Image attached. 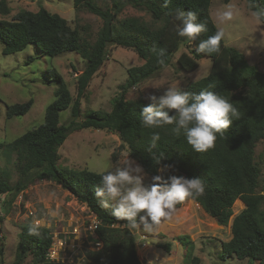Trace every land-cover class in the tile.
Masks as SVG:
<instances>
[{"label": "trees", "instance_id": "16d2710c", "mask_svg": "<svg viewBox=\"0 0 264 264\" xmlns=\"http://www.w3.org/2000/svg\"><path fill=\"white\" fill-rule=\"evenodd\" d=\"M246 2L251 11L264 8V0ZM126 3L146 10L159 25L154 26L139 16L119 19L118 15ZM73 4L76 10L87 9L103 19L102 28L93 42L85 40L79 28L71 26L66 18L45 7L36 11L21 9L11 19H0L3 54L15 53L34 44L42 54L54 57L64 52H77L86 62L84 70L76 76V99H73L64 77L55 68L49 70L48 74L54 78L57 87L53 101L46 107L44 121L11 141L0 143L8 154L15 155L18 171L17 180L11 183L9 173L0 168V235L5 218L2 210L7 212L16 197L32 184L51 180L85 204L99 220L90 237L94 244L100 242L101 245L87 251L89 262L143 264L137 251L135 229L130 230L126 222L116 220L110 210L100 207L94 195L95 187L101 182L99 172L59 166V148L71 132L84 128L105 129L119 135L121 147H126L130 157L151 177L162 175L167 178L173 174L188 178L199 176L204 182L205 194L193 200L218 224L228 225L234 203L237 199L243 201L244 208L232 219L230 239L221 241V257L264 264V179L261 186V168L256 159L257 144L264 139V71L248 63L244 54L224 39L219 53L194 52L200 40L207 39L218 30L210 13L212 0H171L167 7L164 0H113V9L101 8L96 0H73ZM177 10L195 12L197 22L205 23L207 27L193 44H189V51L179 54L180 67L190 71L198 67L203 55L212 59L206 76L180 90L190 93L214 91L228 98L240 112V118L228 127L225 136H218L214 147L205 152L193 151L182 135L177 137L170 132L171 126L155 130L145 128L140 112L148 103L143 97L133 101L125 98L131 88L170 65L181 44L188 43L176 34L173 16ZM10 12L8 0H0V14L8 15ZM110 45L132 48L144 62L127 69L128 78L120 86V93L114 98L110 111L91 109L80 119L81 97L104 64ZM160 49L165 50L163 65L159 63ZM33 103V98H30L7 105L6 117L10 119L27 114ZM67 108L71 109L72 118L62 123L60 112ZM153 131H158L161 139L155 148H150ZM161 152L165 159L157 164L153 154L158 156ZM166 165L171 167L160 172L159 169ZM30 223L26 221L21 226L15 264L24 263L28 257H31L30 264H58L49 255L54 242L51 227L43 225L40 235L36 236L27 231ZM183 238L188 239L182 236L181 240ZM165 247L171 250L170 244H165ZM199 260L195 256L190 264H197Z\"/></svg>", "mask_w": 264, "mask_h": 264}, {"label": "rangeland", "instance_id": "374dc122", "mask_svg": "<svg viewBox=\"0 0 264 264\" xmlns=\"http://www.w3.org/2000/svg\"><path fill=\"white\" fill-rule=\"evenodd\" d=\"M96 2L103 9H113V0ZM8 4L11 12L8 15L0 14V19H11L21 9L36 11L45 7L66 18L71 26L79 28L85 40L91 42L97 38L103 25L100 16L87 9L76 10L73 0H8ZM228 4L234 6V20L221 23L218 12ZM210 13L218 28L225 30V42L239 49L248 63L264 71V24L254 19L246 0H212ZM129 16H139L154 26L159 25L146 10L126 3L118 18ZM189 50V43H182L170 65L131 88L125 98L133 101L143 97L150 103L146 99L150 93L159 96L168 87L183 89L190 82L206 76L212 65V59L207 55L199 59L198 67L193 70L186 71L180 67L177 60L179 54ZM143 62L144 59L134 49L110 45L104 64L81 97L80 119L91 109L110 111L114 98L120 93V86L128 78L127 69ZM85 66V60L77 52H64L51 57L42 54L34 44L15 53L3 54L0 41V143L9 142L44 121L46 107L53 101L57 87L54 78L48 74L49 70L55 68L64 77L73 99H76V76ZM30 98H33L34 103L27 114L10 119L6 117L7 105L22 103ZM71 118L70 108L60 112L62 123H67ZM121 145L119 135L110 130L84 128L71 132L59 148V166L73 170L88 168L99 172L125 158V154L133 159L127 148ZM5 149V146L0 147V168L9 173L10 181L14 183L18 177L15 155L8 154ZM256 159L261 168L262 186L264 139L257 144ZM145 175L147 184L151 176L146 172ZM57 208L56 217L48 216L49 210ZM243 208V201L237 199L229 224L220 225L198 202L186 199L180 207H176L171 220L153 226L152 232H146L142 227L135 229L139 258L143 264H190L195 256L200 258L197 264H249L248 260L221 257V241L230 239L232 219ZM2 212L5 218L0 235V247L3 246L0 249V264H15L21 226L26 221L33 222L36 219L42 225L51 227L54 232V253L59 257L56 259L58 264H92L86 258L87 251L99 245L95 246L88 230L87 224L93 219L91 212L56 182L37 181L16 197L7 212L6 209ZM182 236L188 239L181 240ZM165 244H170L171 250H167ZM30 262L31 257H28L24 263L19 264Z\"/></svg>", "mask_w": 264, "mask_h": 264}, {"label": "clouds", "instance_id": "9594fccd", "mask_svg": "<svg viewBox=\"0 0 264 264\" xmlns=\"http://www.w3.org/2000/svg\"><path fill=\"white\" fill-rule=\"evenodd\" d=\"M170 2L164 0V6L167 7ZM251 15L258 23H264V8L252 10ZM234 16L231 4L218 12L221 23L232 22ZM173 20L176 34L189 44H193L207 30L206 24L198 23L197 14L192 11L177 10ZM224 37L225 30L218 28L214 35L200 40L194 52L219 53ZM164 55L165 50L160 49L161 65L165 63ZM146 99L150 103L143 106L140 112L143 126L154 130L171 126L170 132L177 137L182 135L195 152H205L214 147L218 136L224 137L233 121L240 118L238 108L228 98L210 90L190 93L168 87L159 96L150 93ZM160 139V133L153 131L150 148H155ZM153 158L160 164L165 155L161 152L158 156L153 154ZM168 167L171 166L166 165L159 170L164 171ZM98 175L101 182L95 187L94 195L100 207L110 210L116 220L126 222L130 230L142 227L144 231L152 232L153 226L172 219L178 204L205 194V185L199 176L188 178L173 174L165 178L154 175L146 184L143 167L128 158L127 154L125 158L101 169ZM57 214L58 208L48 212V216L53 218ZM42 226V222L36 219L28 225L27 231L39 236ZM58 258L56 253L50 256L52 261Z\"/></svg>", "mask_w": 264, "mask_h": 264}, {"label": "built area", "instance_id": "2783aa9c", "mask_svg": "<svg viewBox=\"0 0 264 264\" xmlns=\"http://www.w3.org/2000/svg\"><path fill=\"white\" fill-rule=\"evenodd\" d=\"M91 216L93 217V219L91 220V222H89L87 225L89 226L88 227V230L90 231V233H91V235L93 234V232H94V230L97 228V226H98V224H99V220H98V218H97V216L94 214V213H92L91 212ZM97 245H99L98 246V248L100 247V242H96V244H95V246L97 247ZM55 252V249H54V242H53V248H52V250H51V252H50V256L52 255V253H54ZM56 261V260H55ZM58 262V261H57Z\"/></svg>", "mask_w": 264, "mask_h": 264}, {"label": "water", "instance_id": "95a60500", "mask_svg": "<svg viewBox=\"0 0 264 264\" xmlns=\"http://www.w3.org/2000/svg\"><path fill=\"white\" fill-rule=\"evenodd\" d=\"M182 40H184V38L182 37Z\"/></svg>", "mask_w": 264, "mask_h": 264}]
</instances>
